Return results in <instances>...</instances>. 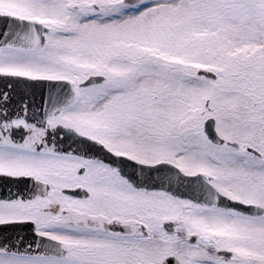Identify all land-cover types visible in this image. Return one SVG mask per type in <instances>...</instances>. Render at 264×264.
I'll return each instance as SVG.
<instances>
[{"label": "snow or ice", "instance_id": "obj_1", "mask_svg": "<svg viewBox=\"0 0 264 264\" xmlns=\"http://www.w3.org/2000/svg\"><path fill=\"white\" fill-rule=\"evenodd\" d=\"M0 264H264V0H0Z\"/></svg>", "mask_w": 264, "mask_h": 264}]
</instances>
